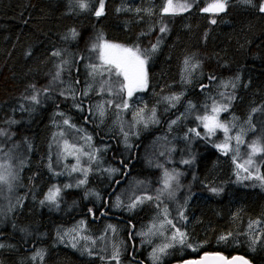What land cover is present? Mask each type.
Returning a JSON list of instances; mask_svg holds the SVG:
<instances>
[{
	"label": "trees",
	"instance_id": "trees-1",
	"mask_svg": "<svg viewBox=\"0 0 264 264\" xmlns=\"http://www.w3.org/2000/svg\"><path fill=\"white\" fill-rule=\"evenodd\" d=\"M164 1L105 0L104 14L97 17V0H0V141L6 147L8 143L26 146L29 151L25 167H20V193L25 198L18 209L7 215L4 225L0 224V264H28L38 249L44 255L36 264H99L92 257L84 259L56 244L55 230L80 219H86L89 228L101 227L107 221L121 223L127 227L124 235L128 241L123 259L150 264L147 251H138L137 238H133L135 230L149 219L145 208L131 216L112 211V200L128 172L115 184H92L102 197L100 206L93 200L86 201L78 189L62 192V202L77 204L65 217L45 205L56 182L51 170L55 167L50 158L51 140L57 123L60 125L63 119L93 136L95 147H108L101 153L105 164L114 163L120 171L124 164L130 165L132 174L141 179L157 173L152 166H146L142 149L153 133L164 134V127L143 134L136 150L126 157L119 138H102L104 135L93 120L85 123L87 106L84 105L83 113L73 107L74 101L79 103L82 98L92 74L90 64L98 59L105 44L131 48L146 61L147 87L143 96L148 108L159 103L162 119L165 116L161 114V100L182 92L179 67L189 57L201 61V82H238L237 87L228 84L230 95L223 91L233 99L223 104L228 114L240 119H255L259 114L264 117V13L259 11L264 0H251L250 4L228 0L227 10L214 15L202 13L214 0H187L190 8L176 14L162 12ZM81 2L87 7L81 8ZM212 19L215 24L210 22ZM162 27L166 31L161 32ZM107 70L111 75L112 68ZM32 96L37 99L32 100ZM190 99L196 105L202 103L201 94L191 88L177 111L167 117L177 116ZM106 124L107 121L104 128ZM110 143L114 144L113 152ZM107 151L109 161L105 158ZM261 160L260 176L264 182V157ZM185 161L188 163L174 161L171 172L194 163L191 182L183 187V192L184 200L189 199L185 229L196 250L183 248L185 256L181 258L176 249L165 264L207 253L228 258L242 255L253 264H264V245H260L264 243V183L261 187L237 184L231 154L221 153L202 138L194 141ZM212 188L218 189V194ZM256 221L262 230L258 236L249 235L250 224Z\"/></svg>",
	"mask_w": 264,
	"mask_h": 264
},
{
	"label": "rangeland",
	"instance_id": "rangeland-1",
	"mask_svg": "<svg viewBox=\"0 0 264 264\" xmlns=\"http://www.w3.org/2000/svg\"><path fill=\"white\" fill-rule=\"evenodd\" d=\"M185 3L190 5L187 0H173L174 6ZM180 12L184 11L176 13ZM104 51V47H102L97 55L98 59L90 64L92 74L83 90L82 98L78 100L79 103L75 100L73 107L83 113L84 105L87 106L85 123H90L93 120L97 129L102 131L104 135L102 138L107 136L119 138L122 152L126 153V157L136 150L137 140L143 134L164 127V134L163 132L159 135L153 133L142 149L146 166H152L151 169L156 170L157 173H150L145 180L133 175L130 165L124 164L121 172L116 164H105L101 153L108 147L106 145L95 147L93 136L88 135L73 122L63 119L60 125L57 123L58 128L51 140L50 158L55 166L51 167V170L53 169L52 176L56 182L46 196L45 205L53 213L65 217L77 207V204L62 202V192L78 189L82 190L86 201L93 200L100 206L102 197L92 184L102 186H107L109 182L115 184L122 179L125 172H128L126 181L112 200V211L123 212L131 216L145 208L144 213L149 219L135 230L133 238H137L138 251L141 249L147 251L145 255L150 264H165L168 258H173L176 249L180 250L181 258L185 256L183 248L196 250L189 243L185 229L189 199L184 200L183 192V187L191 182L190 169L194 167V163L190 162L189 165L181 167L179 172L172 173L173 162L178 160L184 162L194 141L202 138V140L210 142L221 153L231 154L235 164L234 175L237 184L261 187L264 182L260 176V166L264 152L258 151L256 154H252L251 148L253 142L264 147V140L261 138L264 137V130L260 131L264 128V117L259 114L255 119L252 116L240 119L228 114V108L225 110V105H223L229 104L233 100L231 96L226 97V94L230 95L228 84L237 87L238 82L234 80L220 81L216 84H213L214 81L206 84L201 82L202 72H204L201 61L198 57H189L184 58L179 67L182 92L166 95L161 100V104L164 105L161 114L165 116L162 119L158 110L159 103L155 108H148L143 90L135 91L130 98L127 96V88L122 89L127 81L122 75L115 74L117 70L114 65L104 62ZM107 68H112L111 75ZM191 88H195L198 94H201L202 103L196 105L190 99L177 116L167 117L173 110L177 111V107L182 99L189 94ZM206 88L208 89L205 91ZM175 97L178 99H174ZM124 101L128 104L127 108L117 106L118 104L122 105ZM214 106L219 111L213 112ZM203 116L214 117L216 122L226 126L228 128L227 135L221 128H216L214 132L210 133L204 127V121L198 119ZM106 121L107 127L104 128ZM190 129H194V131H190ZM197 132L200 135H196ZM236 136L241 138L239 143L235 139ZM226 141L228 147L225 149L215 146L223 145ZM110 148L113 152L115 148L113 143H110ZM109 154V151L105 153L107 160ZM28 155L29 151L26 146L8 143L6 147L4 141H0L1 225L7 221L5 218L8 214L22 205L25 198L20 193V190L23 189L20 167L22 165L25 167ZM165 156V160H160ZM249 159L251 163H246ZM182 175L185 178H182ZM119 176L121 178L116 180V177ZM60 181L63 182L60 184ZM173 184H176L177 187ZM50 193L54 194V201L48 200ZM182 200L184 201L181 202ZM130 205L135 206L130 208ZM168 221H171V224ZM176 229L185 234L184 243H179L180 237ZM125 230L127 227L112 221H107L101 227L89 228L86 219H80L70 226H60L55 230L56 244L74 251L84 259L92 257L99 264H135L123 259L128 242L124 235ZM261 230V223L256 221L250 224L248 234L258 236ZM174 235L176 236L175 240L173 239ZM133 238L131 237L132 240ZM165 245L170 246L163 253L159 252L158 250ZM260 245H264V243H260ZM116 253H118L117 259H113L112 257ZM154 253L158 259H154ZM43 255V251L38 249L36 253H32L31 259H29L33 262L28 264H36L35 262H39Z\"/></svg>",
	"mask_w": 264,
	"mask_h": 264
},
{
	"label": "snow or ice",
	"instance_id": "snow-or-ice-1",
	"mask_svg": "<svg viewBox=\"0 0 264 264\" xmlns=\"http://www.w3.org/2000/svg\"><path fill=\"white\" fill-rule=\"evenodd\" d=\"M243 3H251V0H241ZM98 7L95 10L94 14L99 17L104 14V0H97ZM81 8H86L87 4L81 2L79 5ZM191 5L185 3V4H179L174 6L173 0H165V6L162 7V12L164 13H173L175 14L177 11H185L188 8H190ZM228 7V0H214L213 3L209 4L207 7L203 8L202 11L204 12H211L213 14H219L221 12H224L227 10ZM259 11L264 12V5L260 6ZM212 24L216 23L215 19H212L210 21ZM161 32L166 31L165 27H162L160 29ZM73 34H75L73 30ZM104 62L108 65H114L116 71V75H122L124 80L127 81L126 85L122 86V89L124 87L127 88V96L130 98L135 91H142L147 87V72L145 69V63L146 61L141 58V56L137 55L135 51L131 48H121L119 45L115 44H105L104 46ZM153 50H155V46H153ZM54 55H59V53H54ZM187 63V61H185ZM95 68V66H93ZM59 73H57V76ZM32 100H36V96L31 97ZM174 99H178V97H175ZM111 103V102H109ZM118 107L122 106L124 108L128 107V104L126 101L123 102L122 105L118 104ZM226 110V106H224ZM213 112L219 111L217 107H213ZM102 114V113H101ZM139 115V113H138ZM154 115V113H153ZM198 119H201L204 121V127L211 133L214 132L216 128H221L227 135L228 128L224 126L223 124H220L216 122L214 117L209 116H203L198 117ZM67 123V121H65ZM190 131H194V129H190ZM196 135H200L199 132L196 133ZM235 139L237 142H240V136H236ZM218 148L225 149L228 147L227 141L223 145H215ZM252 154H256L258 151L264 152V147L259 146L257 143L253 142L252 148H251ZM226 154V153H225ZM184 163H188V161H184ZM246 163H251V160L249 159L246 161ZM75 170V169H74ZM247 170V169H245ZM83 183V181H81ZM213 193L219 192L218 189L212 188L210 189ZM57 191H59L57 189ZM55 196L54 194L50 193L48 196V200L54 201ZM135 205H130L129 207H134ZM169 224H171V221H168ZM175 227V225H173ZM176 232L179 233V243H184V236L185 234L183 232H180L179 229H176ZM173 239H176V236H173ZM221 239H227V237H221ZM74 246V245H73ZM170 245H165L163 248L159 249L158 251L163 253L167 247ZM191 246V245H189ZM0 247H3V245H0ZM154 259H158L156 254H153ZM118 253L113 255V259H117ZM209 259L217 262H221V264H249V261L244 259L243 257H234L232 261L227 260L226 258L222 256L217 257H211L205 258L204 264H208Z\"/></svg>",
	"mask_w": 264,
	"mask_h": 264
},
{
	"label": "water",
	"instance_id": "water-1",
	"mask_svg": "<svg viewBox=\"0 0 264 264\" xmlns=\"http://www.w3.org/2000/svg\"><path fill=\"white\" fill-rule=\"evenodd\" d=\"M263 5H264V3H263ZM202 13L211 14V12H204V11H202ZM221 13H223V12H221ZM262 13H264V12H262ZM133 230H134V228H133ZM133 230H132V232H133ZM217 256H222V257L226 258L229 261H232L234 257H243L244 259L249 261V264H253L247 257L242 256V255H236V256H233L231 258H228V257H226L224 255L209 254V253L203 254L202 256H200L199 258H196V259H189V260H185L183 262H178V263H175V264H204V261H205L206 257L211 258V257H217ZM208 264H221V262H217V261H213V260L209 259Z\"/></svg>",
	"mask_w": 264,
	"mask_h": 264
},
{
	"label": "bare ground",
	"instance_id": "bare-ground-1",
	"mask_svg": "<svg viewBox=\"0 0 264 264\" xmlns=\"http://www.w3.org/2000/svg\"><path fill=\"white\" fill-rule=\"evenodd\" d=\"M207 7V6H206ZM220 14V13H219ZM209 15H214L213 13L209 14Z\"/></svg>",
	"mask_w": 264,
	"mask_h": 264
}]
</instances>
